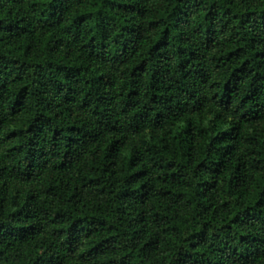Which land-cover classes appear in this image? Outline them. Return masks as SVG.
<instances>
[{"label": "trees", "instance_id": "trees-1", "mask_svg": "<svg viewBox=\"0 0 264 264\" xmlns=\"http://www.w3.org/2000/svg\"><path fill=\"white\" fill-rule=\"evenodd\" d=\"M0 264H264V0H0Z\"/></svg>", "mask_w": 264, "mask_h": 264}]
</instances>
